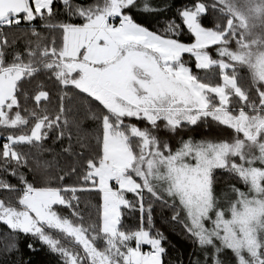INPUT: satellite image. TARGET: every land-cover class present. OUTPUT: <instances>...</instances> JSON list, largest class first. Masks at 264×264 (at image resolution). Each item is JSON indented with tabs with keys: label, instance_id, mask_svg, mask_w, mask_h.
I'll list each match as a JSON object with an SVG mask.
<instances>
[{
	"label": "snow or ice",
	"instance_id": "1",
	"mask_svg": "<svg viewBox=\"0 0 264 264\" xmlns=\"http://www.w3.org/2000/svg\"><path fill=\"white\" fill-rule=\"evenodd\" d=\"M57 3L66 19H57ZM159 7L150 0H95L88 6L0 0V128L24 129L3 136L0 144V173L18 181L0 175V192L14 194L0 198V223L11 233L37 237L60 264H165V237L153 231L152 216L161 201L175 209L172 220L198 249L188 264H264V0H192L162 30L134 18V12ZM209 11L220 17L212 27L203 23ZM21 24L28 26L24 35L35 39L7 60L10 45L2 29ZM185 31L190 42L180 38ZM193 64L197 71L217 68L219 82L194 74ZM41 71L61 89L55 115L42 106L51 99L42 82L32 94L23 89ZM69 87L102 106V112L86 109L98 126L95 150L78 185L63 183L77 175L71 166L55 177L56 186L49 180L37 187L21 171H32L31 153L17 146L40 152L51 130H58V141L65 137ZM21 97L35 107H22ZM208 118L231 129L232 137H181L172 149L155 135L158 129L175 135ZM68 139L62 151L82 155L73 152L70 133ZM82 141L77 137L81 149ZM218 169L240 182L228 186L223 200L214 191ZM80 192L99 198L98 205H88L98 218L87 225ZM55 206L68 208L70 216ZM125 209L140 213L134 228L123 225ZM28 248L34 250L31 243ZM14 250L17 244L7 248Z\"/></svg>",
	"mask_w": 264,
	"mask_h": 264
},
{
	"label": "trees",
	"instance_id": "2",
	"mask_svg": "<svg viewBox=\"0 0 264 264\" xmlns=\"http://www.w3.org/2000/svg\"><path fill=\"white\" fill-rule=\"evenodd\" d=\"M95 0H72V3L80 4L83 6H88L94 3ZM141 4L144 0H140ZM192 0H150V3L154 6H160L157 11L146 13L142 11L134 12V18L137 22L143 23L152 30H162L166 26V19L171 18L176 15L178 10L183 6L188 5ZM210 2V0H209ZM55 9L61 14L57 19L63 20L67 17L63 15L62 6L57 3ZM178 19V18H177ZM220 19L218 13H213L209 11L208 15L203 18V23L207 27H212L213 24ZM79 23V20L75 21ZM41 21L37 20L36 25L39 27ZM28 26L26 24L12 25L10 27H4L2 31L9 41V47L5 49L7 55L6 59L11 60L12 54L15 51L24 52L25 45L28 39H35L34 37L25 36L23 30ZM44 35H48L47 31L40 29ZM58 35V33H57ZM181 40L185 42H190L192 37L185 31L181 35ZM2 39V37H0ZM13 42H15L13 44ZM235 45H233L234 47ZM186 60L189 56L186 54L184 57ZM194 74L201 77H213L212 82L218 83V73L217 68H212L210 70H200L197 71L192 65ZM242 77H246V72L240 73ZM48 74L41 71L36 74L31 80H25L23 82V89L29 94L35 92V85L42 82L44 85V90L49 91L51 99L46 102H42V106H46L52 115H55V111L59 106V95L61 94L60 86L55 82L54 79H48ZM241 83H246V80H242ZM65 91L68 93V97L65 99V107L69 110L66 113L68 119V127L65 129V137L61 140H57L58 130L53 129L50 131L49 136L43 141V150L37 152V150L29 145H18L17 150L24 153H31L29 157V167L21 169L27 175L29 182H32L35 186L40 187L45 184L46 181L52 180L53 186L55 184V177L63 175L65 171H69L71 166L77 167V175L67 177L64 180V184L67 185H78V176L82 172V165L86 159L94 152L95 145L97 143L95 137L97 135L98 126L95 121L88 118L89 113L86 109L91 107L93 111L102 112V106L98 102H91L90 98L85 99L82 94L78 91L67 88ZM233 105L238 106L237 101L233 100ZM22 107H35L31 100L25 102L23 97H21ZM132 123H136L135 120ZM144 123L141 122V127ZM20 129H7L0 128V144L3 143V136L8 135L10 132L19 134ZM71 134L73 152L81 153L82 155H68L62 151L64 147L69 144L68 134ZM155 135H157L161 141L167 140L172 149H175L179 138H189L193 139H230L233 135V131L227 127L220 126L216 122L212 121L210 118L200 121L196 126L185 125L182 129H178L175 135L170 132H165L161 130H156ZM77 137H83L82 143L85 145L83 149L76 143ZM5 178L12 184H18V181L6 174ZM239 181L225 170H215L214 171V187H224L226 185L236 184L239 186ZM13 193L0 192V198H7L13 196ZM67 195H71L70 193ZM128 199H134L132 194H127ZM80 197L79 208L83 213L84 223L87 225L98 218V212L94 211L92 208L88 207L89 204L98 205L99 198L95 192H80L78 193ZM146 196V203L150 201V197ZM165 199H168L165 197ZM169 204L171 201L169 200ZM56 210L62 215L70 216V210L62 206H55ZM175 209L169 207L161 201H156L152 208V216L154 221V229L162 232L165 237L163 241V246L167 249L164 257L165 264H188L189 257L191 255V250L195 246L193 238L186 232L185 228L178 222L172 220V216ZM91 216V219L89 218ZM181 219L183 216L181 214ZM140 221V213L138 211H131L128 209L124 210L123 225L126 228H134L138 225ZM32 244L34 250L28 248V244ZM17 244L18 250H14L11 253L7 251L9 245ZM0 264H60V259L56 254L49 251L48 247L43 245L37 237L32 235L24 234H14L11 233L5 225L0 223Z\"/></svg>",
	"mask_w": 264,
	"mask_h": 264
},
{
	"label": "rangeland",
	"instance_id": "3",
	"mask_svg": "<svg viewBox=\"0 0 264 264\" xmlns=\"http://www.w3.org/2000/svg\"><path fill=\"white\" fill-rule=\"evenodd\" d=\"M179 139H180V138H179ZM185 139H187V138H185ZM195 140H200V139H195ZM212 140H214V139H212ZM176 147H177V146H176ZM228 186H229V185H226V186H224V187H214V191H215L216 195H217L218 197H221L222 200L224 199V197H225L226 195L229 194V193H227ZM181 214H182V216H183V213H181ZM183 218H184V216H183ZM148 247H149V246H144V250H147ZM194 251H198L196 245L192 248V250H191V254H192ZM227 255L230 256V255H231L230 252L227 253ZM230 264H231V262H230Z\"/></svg>",
	"mask_w": 264,
	"mask_h": 264
},
{
	"label": "built area",
	"instance_id": "4",
	"mask_svg": "<svg viewBox=\"0 0 264 264\" xmlns=\"http://www.w3.org/2000/svg\"><path fill=\"white\" fill-rule=\"evenodd\" d=\"M148 250V249H147Z\"/></svg>",
	"mask_w": 264,
	"mask_h": 264
}]
</instances>
